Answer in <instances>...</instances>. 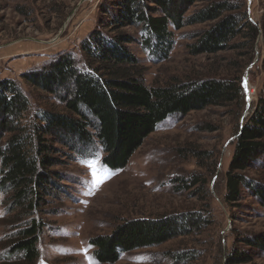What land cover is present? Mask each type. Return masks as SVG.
I'll return each instance as SVG.
<instances>
[{
  "label": "rangeland",
  "instance_id": "1",
  "mask_svg": "<svg viewBox=\"0 0 264 264\" xmlns=\"http://www.w3.org/2000/svg\"><path fill=\"white\" fill-rule=\"evenodd\" d=\"M214 1L228 0H197L187 16ZM229 1L243 6L248 18L260 28L253 44L241 35L230 42L227 50L194 55L192 46L198 35L214 23L207 22L181 29L171 26L173 42L167 59L152 57L139 40L129 49L146 67L148 86L165 85L174 78L189 81L240 77L244 87L247 83L246 103L240 109L238 103L212 105L185 116H171L144 140L124 168L116 170L103 163L106 152L98 139L78 151L58 145L69 155L61 157L62 164L55 166L62 177L55 179L52 192L58 196L51 198L39 214L46 227L36 264H103L95 258L91 240L112 234L128 220L190 211L203 212L208 224L158 246L121 251L120 259L113 264H180L168 252L187 253L185 264H226V255L241 236L264 234V207L259 199L245 188L238 204L224 199L238 125L250 119L260 96H264V0ZM117 3L0 0V78L19 81L31 99V111L62 106L54 97L29 85L23 73L48 64L62 52L81 58V44L90 34L109 31L111 15L103 14L101 7H116L119 11ZM138 29L123 30L136 32L138 37ZM242 174L264 183V163L256 162ZM197 177L203 182L194 183ZM3 199L0 195L2 241L9 228L4 221L8 203L5 205ZM1 251L5 250L0 247ZM251 252L252 261L242 264H264V252Z\"/></svg>",
  "mask_w": 264,
  "mask_h": 264
},
{
  "label": "trees",
  "instance_id": "2",
  "mask_svg": "<svg viewBox=\"0 0 264 264\" xmlns=\"http://www.w3.org/2000/svg\"><path fill=\"white\" fill-rule=\"evenodd\" d=\"M197 0H118L110 13L109 31L95 30L81 44L82 56L62 52L48 64L23 73L35 90L52 96L62 106L31 111V99L14 78H0V195L9 226L3 241L0 264H36L39 243L46 227L39 216L50 204L55 179H62L55 166L70 151L92 144L104 147L103 163L116 170L124 168L135 151L157 127L171 116H185L208 106L246 103L240 77H209L182 81L174 78L165 85L148 86L146 67L129 45L139 40L152 57L167 59L173 32L186 25L214 22L203 30L192 53L216 54L230 42L245 35L253 44L259 27L246 10L228 1H214L196 13L187 11ZM126 27L139 28V36ZM264 93V82H263ZM238 135L227 172L225 202L238 204L243 188L264 207V183L242 174L256 162L264 163V96L254 106L248 121L239 123ZM194 183L202 181L196 178ZM203 182V181H202ZM203 211V210H202ZM201 211L167 215L162 218L128 220L108 235L91 240L95 258L103 264L120 259L121 251L158 246L208 224ZM226 264L252 261L251 250L264 252V234L241 236ZM241 243L243 246H237ZM180 264L189 260L184 252H168ZM192 259L193 256H190Z\"/></svg>",
  "mask_w": 264,
  "mask_h": 264
},
{
  "label": "snow or ice",
  "instance_id": "3",
  "mask_svg": "<svg viewBox=\"0 0 264 264\" xmlns=\"http://www.w3.org/2000/svg\"><path fill=\"white\" fill-rule=\"evenodd\" d=\"M245 87H247V83L245 82ZM81 163H86L85 160H82ZM110 178V177H109ZM88 181H85V184H87ZM86 194H91L90 192L86 193ZM87 251V249H85V252ZM90 262H91V258H90Z\"/></svg>",
  "mask_w": 264,
  "mask_h": 264
},
{
  "label": "water",
  "instance_id": "4",
  "mask_svg": "<svg viewBox=\"0 0 264 264\" xmlns=\"http://www.w3.org/2000/svg\"><path fill=\"white\" fill-rule=\"evenodd\" d=\"M246 78H247V76H246ZM248 102H249V100H248ZM250 103V102H249Z\"/></svg>",
  "mask_w": 264,
  "mask_h": 264
}]
</instances>
